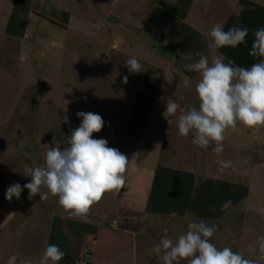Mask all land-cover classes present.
<instances>
[{"label":"crops","instance_id":"0c3cea01","mask_svg":"<svg viewBox=\"0 0 264 264\" xmlns=\"http://www.w3.org/2000/svg\"><path fill=\"white\" fill-rule=\"evenodd\" d=\"M216 23L247 27L246 43L210 49ZM261 27L264 0H0V264H39L49 244L64 252L59 264H160L149 249L165 233L175 241L192 218L218 225V248L264 264V127L226 131L217 156L214 143L200 148L178 134L179 110L170 123L163 117L168 98L198 106L200 76L184 67L196 52L250 67ZM132 57L144 71L129 73ZM78 111L101 115L93 138L129 158L124 187L85 217L58 198L30 200L27 189L5 199L10 185L30 181L25 169L43 164L53 140L79 126ZM220 159L231 167L220 170ZM114 219L120 229L108 227Z\"/></svg>","mask_w":264,"mask_h":264},{"label":"clouds","instance_id":"9594fccd","mask_svg":"<svg viewBox=\"0 0 264 264\" xmlns=\"http://www.w3.org/2000/svg\"><path fill=\"white\" fill-rule=\"evenodd\" d=\"M118 2L111 0L112 6ZM248 34L247 27L233 26L225 31L222 24L216 23L208 33L209 48H235L246 43ZM253 36L249 55L259 58V62L247 68L239 67L221 55L210 63L208 56L196 52L194 55L199 59L184 67L200 76L195 86L198 106L185 110L175 100H166L163 117L168 123L169 117L175 116L178 110L180 112L178 134L187 137L191 133L192 143L200 148L214 143L213 152L217 156L224 152L226 131L240 126L255 131L264 127V27L255 30ZM125 66L130 74L144 71L143 65L134 57L128 58ZM127 81L125 76L123 82ZM184 83L188 85V77ZM76 116L81 119L79 126L72 129L62 143L53 140L43 164L25 169V176L30 177V181L23 187L19 183L10 185L5 199H19L27 189L30 200L37 195L44 201L50 197L58 198L59 205L70 215L85 217L105 193H118L124 187L129 158L109 147L106 139L93 138V133H99L105 125L101 115L78 111ZM61 122L68 123L69 117L64 115ZM231 163L224 159L218 161L220 170L231 167ZM217 228L216 224L192 218L187 222L185 233L175 241L165 233L148 254L155 255L160 264H180L182 260L187 264H257L231 247L218 248L211 242ZM259 240L260 253L264 256V237ZM64 255L59 246L49 244L40 256L39 264H59Z\"/></svg>","mask_w":264,"mask_h":264},{"label":"built area","instance_id":"2783aa9c","mask_svg":"<svg viewBox=\"0 0 264 264\" xmlns=\"http://www.w3.org/2000/svg\"><path fill=\"white\" fill-rule=\"evenodd\" d=\"M108 227L116 230L120 229L119 222L115 219L109 222Z\"/></svg>","mask_w":264,"mask_h":264}]
</instances>
